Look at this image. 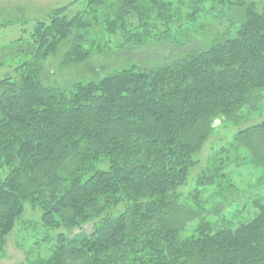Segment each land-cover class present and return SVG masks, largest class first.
Instances as JSON below:
<instances>
[{"label":"trees","instance_id":"1","mask_svg":"<svg viewBox=\"0 0 264 264\" xmlns=\"http://www.w3.org/2000/svg\"><path fill=\"white\" fill-rule=\"evenodd\" d=\"M102 1L86 0L89 11L70 18L60 8L37 22L18 78L0 79V251L29 205L41 212L46 229L92 223L91 232L76 239L59 233L52 255L38 264H264L260 200L246 224L212 231L201 223L194 236L180 238L204 212L202 190L225 178L222 159L196 179L194 206L182 204L177 193L214 122L234 120L262 101L264 7L257 12L253 3L232 0H118L103 25L122 42L108 50L154 51L198 26L202 40L189 47L190 38L185 51L154 66L133 62L98 80L47 85L42 63L61 43L70 41L62 68L91 59L81 31L95 25L87 18L104 8ZM215 12L230 17L231 33L209 35L202 23ZM235 142L264 179V121L238 132ZM228 152L216 154L228 159Z\"/></svg>","mask_w":264,"mask_h":264},{"label":"rangeland","instance_id":"2","mask_svg":"<svg viewBox=\"0 0 264 264\" xmlns=\"http://www.w3.org/2000/svg\"><path fill=\"white\" fill-rule=\"evenodd\" d=\"M117 1L103 0L101 4L104 8L96 7V10L92 11L95 15L91 12L92 14L87 18V21L96 20L94 26L81 31L84 43L92 52V57L88 62L62 68L61 62L70 42L65 41L60 44L54 56L42 63L40 77L42 76L47 85L68 88L70 82L98 80L133 62L139 63L142 67L154 66L164 58L167 59L169 56L185 51L183 47L187 45H183L190 38L193 42L189 44V47L202 40V30L198 26L188 29L184 33L186 36L175 34L172 45L153 46L154 51L151 47L147 51L136 48H131L127 52L108 50L122 42L118 35H111L103 25L107 20L106 14L109 9L116 7ZM232 1L253 3L257 12H261L264 7V0ZM60 8L67 9L65 16L68 18L77 12L89 11L86 0H0V79L18 78L16 72L18 63L30 59L25 47L29 44L35 24L39 21H46L52 11ZM220 15L221 13L215 12L213 17H207L203 21L204 26L209 25V35L212 32L219 36L231 33L233 28L228 20L230 17L221 18ZM133 22L135 23L134 20ZM19 47H23L22 50L25 49V52H21ZM262 121H264V93L261 103L255 110L243 108L234 120L214 122L212 134L202 150L195 156L197 165L190 169L186 184L177 189V193L181 195V203L194 206L191 193L195 189L196 179L212 168L215 163H220L221 159L223 160L221 162L223 174L226 176L219 181L217 188L202 190L200 198L204 199L202 203L204 212L181 231V239L194 236L195 230L201 223H209L212 231H217L226 225L235 228L254 219L257 210L253 208V202L257 200L264 202L262 170L252 165L249 159L245 158L246 155L242 150L236 151L234 145L238 132ZM221 148L229 150L228 159H225L226 155L216 154ZM4 173L0 171V176H4ZM200 198H198L199 201H201ZM119 211L121 208H118L115 213ZM91 230L92 223L71 231L46 229L41 222V212L25 205L22 216L16 221L12 232L5 238L3 249L0 251V264L45 262L52 255L56 236L59 233L66 234L70 239H76L88 235Z\"/></svg>","mask_w":264,"mask_h":264}]
</instances>
